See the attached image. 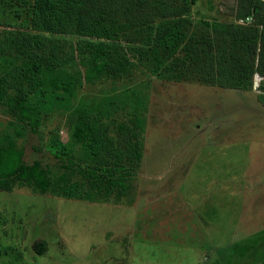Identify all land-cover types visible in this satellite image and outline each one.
Returning a JSON list of instances; mask_svg holds the SVG:
<instances>
[{
  "label": "rangeland",
  "instance_id": "obj_1",
  "mask_svg": "<svg viewBox=\"0 0 264 264\" xmlns=\"http://www.w3.org/2000/svg\"><path fill=\"white\" fill-rule=\"evenodd\" d=\"M192 1L189 34L200 40L216 21L242 27L256 21L237 18L239 0ZM33 5L0 0V146L12 143L23 152V165L39 163L55 182L65 171L52 152L82 166L96 162L89 141L76 138L80 118L91 111L110 114L99 125L114 139L110 146L117 147L116 131L127 124L137 135L141 161L124 197L113 193L89 202L55 190L43 195L27 184L0 191V264H260L264 78L247 90L179 80L168 53L135 59L123 76L86 81L85 67L75 62L65 67L81 83L74 97L43 115L33 131L7 107L23 84L30 96L37 89L38 78L7 47L19 31L34 33ZM115 160L113 154L109 161ZM79 180L73 176L71 183ZM38 241L47 242L41 256L33 249Z\"/></svg>",
  "mask_w": 264,
  "mask_h": 264
},
{
  "label": "trees",
  "instance_id": "obj_2",
  "mask_svg": "<svg viewBox=\"0 0 264 264\" xmlns=\"http://www.w3.org/2000/svg\"><path fill=\"white\" fill-rule=\"evenodd\" d=\"M193 4L192 0H34V33L19 31L7 38V47L38 78L37 89L30 96L23 84L7 99V107L35 131L43 115L67 107L74 97L81 83L65 67L75 62L85 67L86 81L123 76L135 66V59L148 61L168 53L174 55L171 73L179 80L196 78L225 89L247 90L257 76L264 78V1L238 2L237 18L255 17L252 26L216 21L210 26L211 35L201 40L189 34L187 17ZM51 35L85 41L69 44ZM2 60L14 64L8 57ZM261 98L264 105V95ZM109 115L86 112L76 128L77 140L89 141L86 148L95 158L93 165L82 166L63 153H51L65 171L55 182L39 163L23 165V152L12 143L0 146V191L27 184L43 195L55 190L65 198L89 202L113 193L127 196L128 182L141 161L140 146L127 124L116 131L117 147L110 146L114 139L99 126ZM113 154L117 160L109 161ZM73 176L80 180L71 183ZM33 249L44 255L47 242H35Z\"/></svg>",
  "mask_w": 264,
  "mask_h": 264
},
{
  "label": "crops",
  "instance_id": "obj_3",
  "mask_svg": "<svg viewBox=\"0 0 264 264\" xmlns=\"http://www.w3.org/2000/svg\"><path fill=\"white\" fill-rule=\"evenodd\" d=\"M263 112H264V110H263ZM260 141H262V143L264 144V138H262V139L260 138ZM260 171H261L260 172V195L257 193V195H258L257 198L260 196V213L264 214V166H262V168H260ZM210 202L212 204L215 203L212 200H210ZM245 207L246 206H243L241 210H243ZM248 207L249 206H247V208ZM260 217L262 218L263 215ZM244 220H245L244 216H240L238 219V222L241 224L242 222H244ZM263 235H264V232H263ZM261 247L264 249V236H262V237L260 236V248ZM260 264H264V253L260 254Z\"/></svg>",
  "mask_w": 264,
  "mask_h": 264
},
{
  "label": "water",
  "instance_id": "obj_4",
  "mask_svg": "<svg viewBox=\"0 0 264 264\" xmlns=\"http://www.w3.org/2000/svg\"><path fill=\"white\" fill-rule=\"evenodd\" d=\"M259 80H260V77L257 76L256 81H255V83L257 84V86H258V82H259Z\"/></svg>",
  "mask_w": 264,
  "mask_h": 264
}]
</instances>
